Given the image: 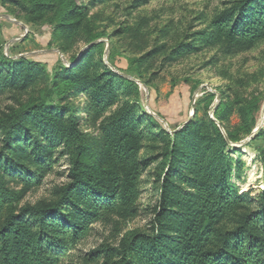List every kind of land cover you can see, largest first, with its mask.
<instances>
[{
  "label": "trees",
  "instance_id": "trees-1",
  "mask_svg": "<svg viewBox=\"0 0 264 264\" xmlns=\"http://www.w3.org/2000/svg\"><path fill=\"white\" fill-rule=\"evenodd\" d=\"M111 1L0 0L27 25L48 27L49 47L64 55L70 43L87 47L68 57L69 66L57 61L48 70L5 57L0 45V98L10 102L0 110V264H264V126L252 139L263 144L257 195L231 183L241 163L228 146L252 134L261 97L245 93V78L223 85L213 119L215 95L205 93L169 134L140 108L137 86L102 61L104 33L90 11ZM263 40L264 0H233L172 47L129 60L127 70L148 84L156 77L145 79L152 59L162 53L160 66L170 67L205 50L234 55ZM59 161L67 168L57 199L19 206L22 194L6 180L26 191ZM145 186L152 202L141 206ZM139 215L142 229L72 262L93 226Z\"/></svg>",
  "mask_w": 264,
  "mask_h": 264
},
{
  "label": "rangeland",
  "instance_id": "rangeland-1",
  "mask_svg": "<svg viewBox=\"0 0 264 264\" xmlns=\"http://www.w3.org/2000/svg\"><path fill=\"white\" fill-rule=\"evenodd\" d=\"M88 1L78 0V3L86 4ZM134 1L114 0L91 9L94 27L104 33V37L97 41L104 44L102 61L112 72L131 80L137 86L140 108L169 134L181 129L185 121L192 117L193 105L205 93L215 95L212 110L208 113L213 119V108L219 102L217 91L220 87L245 78V93H254L262 101L256 113L257 124L252 134L237 144L228 145L231 157L241 163V173L238 178L235 173L231 183L241 192L251 190V196L257 195L263 188V168L259 155L263 144L260 141L252 142V139L264 126V40L234 55L205 50L170 67L160 66L166 55L162 53L152 59V69L145 79L149 78L151 72L156 73V77L145 84L128 72L129 60L161 45L172 47L189 27H192V31L202 29L206 20L233 0H150L141 7H133ZM6 9L0 7V45L5 57L40 61L50 70L57 61L69 66L70 55L87 49L76 41L70 43V50L64 55L56 46H48V27L27 25ZM9 103L0 98V110ZM235 122L234 118L232 123ZM66 168V164L59 161L39 186L23 192L22 185L13 180L7 179L6 184L8 188L22 194L19 206L53 202L57 199L56 192L66 182ZM143 189L139 202L141 206L152 202L150 186ZM145 224L144 216L139 215L125 222L113 220L108 225L93 226L91 235L71 252L72 262L76 263L79 255L100 244H114L125 232L142 229Z\"/></svg>",
  "mask_w": 264,
  "mask_h": 264
},
{
  "label": "water",
  "instance_id": "water-1",
  "mask_svg": "<svg viewBox=\"0 0 264 264\" xmlns=\"http://www.w3.org/2000/svg\"><path fill=\"white\" fill-rule=\"evenodd\" d=\"M257 131V130H256Z\"/></svg>",
  "mask_w": 264,
  "mask_h": 264
}]
</instances>
